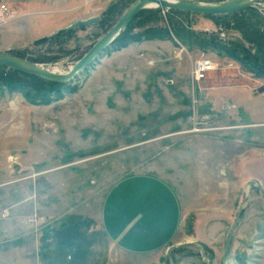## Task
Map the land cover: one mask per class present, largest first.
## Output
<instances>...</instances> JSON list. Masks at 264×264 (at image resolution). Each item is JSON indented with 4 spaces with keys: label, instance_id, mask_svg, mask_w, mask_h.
<instances>
[{
    "label": "rangeland",
    "instance_id": "374dc122",
    "mask_svg": "<svg viewBox=\"0 0 264 264\" xmlns=\"http://www.w3.org/2000/svg\"><path fill=\"white\" fill-rule=\"evenodd\" d=\"M137 1L0 0V55L68 72ZM242 49L264 58V0L223 16L144 8L67 83L0 67V255L66 217L103 228L150 175L170 210L133 213L143 241L110 242L107 264H264V70ZM198 60L212 68L197 82ZM210 213L218 231L227 215L222 242L195 239Z\"/></svg>",
    "mask_w": 264,
    "mask_h": 264
},
{
    "label": "crops",
    "instance_id": "0c3cea01",
    "mask_svg": "<svg viewBox=\"0 0 264 264\" xmlns=\"http://www.w3.org/2000/svg\"><path fill=\"white\" fill-rule=\"evenodd\" d=\"M145 176H143L144 178L141 182L140 194H138V192H132L133 189H126V192H124L126 208L121 216H124V220L120 215L118 216V211H116L117 209L115 208L111 213L112 215L104 220L103 228L100 224L95 225L94 221L92 222V220L84 217H66L59 223V225H56L53 228H43L38 233H35V236L32 237L33 239L30 240L31 246H28L31 249H25L27 243L25 244V241H21V243L24 244L20 245V249H17V257L13 254L14 258H12V256H10L12 252H5L0 255V264H107L110 260L112 248L114 247L110 242H120V240L128 241V239L132 242L135 238H137L135 239L137 241H143V239H140L143 235H132L134 231L138 232L137 226L139 224L141 225V222L143 221L141 217L140 220H133V213L138 215L137 212L139 210L140 214L142 213L144 216V212L149 213L151 211L150 205L155 204V211L157 212L156 218L159 220L161 219L159 216L161 213L165 214L166 211L168 213L170 210V194L168 193L170 190L168 186L165 185L164 180L158 181L152 179V176L150 175ZM146 184H148V189H150L148 195L143 194L145 193L143 192V188ZM171 192L172 209L173 211L178 210L180 208V201L176 197L177 195L173 189H171ZM212 213H210V216L208 217L205 215L204 223L198 224V227L203 225L204 229H206V232L202 234L198 233L197 237L199 236V238H195L199 242H202V239H204L202 235L205 238L208 236L213 238V232L218 231V228L214 230L213 226L215 224V218L212 216ZM145 217L149 218L150 221L154 223L152 217ZM157 220L156 224L159 225V221ZM218 221V226H220L221 229L218 231L220 233L218 234L219 237L217 238V241L222 242V237L224 236L226 225L228 224L227 215L224 214V217H221V220ZM183 223L184 221L182 219L181 225H183ZM215 227H217L216 224ZM118 228H123L122 230L125 233L119 234L118 231L120 229L118 230ZM23 229L24 228L22 227H18L15 230L13 229V233H24ZM145 240L147 239L144 238V241ZM167 244L168 243H164L160 246L158 255L164 252ZM219 263L220 261L217 264ZM222 263L224 262H221L220 264Z\"/></svg>",
    "mask_w": 264,
    "mask_h": 264
},
{
    "label": "water",
    "instance_id": "95a60500",
    "mask_svg": "<svg viewBox=\"0 0 264 264\" xmlns=\"http://www.w3.org/2000/svg\"><path fill=\"white\" fill-rule=\"evenodd\" d=\"M257 1L258 0H229L218 5H198L185 1L171 3L167 0H138L121 16L117 23L111 29H109V31L103 37L95 42V45L86 53L85 56L75 63L71 68H69V71L64 74L51 73L29 64L25 62V60L22 61L3 55H0V67L10 69L12 71L30 74L50 82L67 83L68 81L72 80L82 70V68H85L87 65H89V63L94 60L97 55H100V53L112 43V41L119 35V33L129 23L132 17L136 15V13L144 8H151L148 7L150 5L159 9L184 11L185 13L188 12L200 15L223 16V14L230 15L246 10L257 3ZM90 22L91 21L82 22L81 24H89Z\"/></svg>",
    "mask_w": 264,
    "mask_h": 264
},
{
    "label": "built area",
    "instance_id": "2783aa9c",
    "mask_svg": "<svg viewBox=\"0 0 264 264\" xmlns=\"http://www.w3.org/2000/svg\"><path fill=\"white\" fill-rule=\"evenodd\" d=\"M5 12L4 7H0V16L3 15ZM224 35H221V39L223 40ZM212 68L211 63L206 61H197L194 63L193 72H192V79L193 81H200L203 78L204 72Z\"/></svg>",
    "mask_w": 264,
    "mask_h": 264
},
{
    "label": "trees",
    "instance_id": "16d2710c",
    "mask_svg": "<svg viewBox=\"0 0 264 264\" xmlns=\"http://www.w3.org/2000/svg\"><path fill=\"white\" fill-rule=\"evenodd\" d=\"M219 47V46H218ZM219 50H223V51H227V52H231V51H233V50H226V49H224L223 47H219ZM238 51H240V50H238ZM242 51L244 52V53H246V60H250L249 61V63L251 64V63H255V66H258V68H260V69H262V70H264V65H263V63L264 62H262V61H264V58L263 59H261L260 58V55L259 54H257L256 56V58H252L251 56H250V53H249V51H247V50H243L242 49ZM262 55H264L263 53H261Z\"/></svg>",
    "mask_w": 264,
    "mask_h": 264
},
{
    "label": "bare ground",
    "instance_id": "6f19581e",
    "mask_svg": "<svg viewBox=\"0 0 264 264\" xmlns=\"http://www.w3.org/2000/svg\"><path fill=\"white\" fill-rule=\"evenodd\" d=\"M167 1H169V2H171V3H176V2H178L177 0H175V1H174V0H173V1H172V0H167ZM198 5H202V4H198ZM205 5H206V4H205ZM148 7L155 8V6H152V5H150V6H148ZM38 68H40V69H42V70L49 71V72H51V73H56V74H64V73H66V72L63 73V72L58 71V70L55 71L54 68H53L54 71H53V70L43 69L42 67H38Z\"/></svg>",
    "mask_w": 264,
    "mask_h": 264
}]
</instances>
